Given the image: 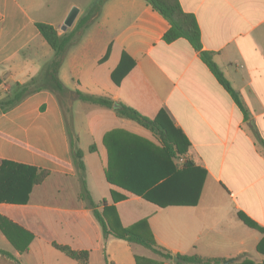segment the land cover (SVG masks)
I'll return each mask as SVG.
<instances>
[{
	"label": "crops",
	"instance_id": "1",
	"mask_svg": "<svg viewBox=\"0 0 264 264\" xmlns=\"http://www.w3.org/2000/svg\"><path fill=\"white\" fill-rule=\"evenodd\" d=\"M179 1L195 15L203 49L238 92L249 120L187 39L164 41L170 24L146 0H105L95 13L93 5L74 0H0V99L54 56L37 23L64 34L91 15L59 70L68 92L43 89L0 109V165L9 160L50 172L27 203L0 202V217L15 224L6 229L15 243L0 228V249L13 256L0 254V264H83L64 257L53 241L88 250L89 264H137V256L143 264H169L154 253L138 254L140 245L104 238L80 196L65 101L69 111L76 102L87 106V146L77 134L78 146L87 188L112 227L135 226L173 254L264 264V0ZM73 8L77 16L64 30ZM79 93L110 98L150 118L166 111L181 141L189 142L182 156L194 162L196 183L202 179L197 204L183 202L190 197V169L177 171L157 134Z\"/></svg>",
	"mask_w": 264,
	"mask_h": 264
},
{
	"label": "trees",
	"instance_id": "2",
	"mask_svg": "<svg viewBox=\"0 0 264 264\" xmlns=\"http://www.w3.org/2000/svg\"><path fill=\"white\" fill-rule=\"evenodd\" d=\"M105 0H98L93 4V12H97L101 9V6ZM154 10L159 12L170 24L169 29L164 34V41L167 43L174 42L179 38H185L189 41L191 46L198 52H200L201 59L208 66L211 72L214 74L218 82L223 88L232 96L238 107L241 109L244 119L249 120V111L244 106L238 92L232 87L229 80L226 78L224 72L219 65L214 61L213 54L210 51L203 49L201 40V31L197 19L194 14L188 13L183 10L179 0H146ZM91 15H85L81 17L74 29L71 32L59 34L58 30L49 23H37V27L45 39L54 51L53 58L45 64L40 74L31 78L30 81L24 84L17 83L11 93L5 98L0 99L1 111H7L17 104H19L28 95L43 89H49L64 95L68 92L67 87L59 78V70L62 65L64 56L68 51L69 47L72 46L81 36V32L87 26ZM116 72V71H115ZM115 72L112 77L117 84L120 83L121 79L116 77ZM2 79L0 77V83ZM81 100L92 104L100 105L103 107L114 109L117 116L122 118H128L136 121L143 127L151 130L157 134L168 154L176 159V169L178 172L190 169V197L183 202L188 205L197 204L201 189L202 179H197L192 172L194 162L192 160H186L184 163H180L179 159L189 149V142H182L175 131L172 120L168 116L167 112L161 110L155 118H150L141 114L136 109L127 105L121 104V107L114 108V101L107 97H98L93 95H87L79 93ZM67 132L70 140L71 155L75 167L78 170L79 177L81 180V198L87 202V205L93 209L96 220L101 225L104 238L114 236L131 244L140 245L147 250L151 251L161 260H172L174 264H204L213 262L214 264H221L223 259H204L197 255L189 256L182 254H173L166 248L157 244V242L151 238L145 237L139 233L135 226L131 227H119L115 229L105 218L104 213L97 209L98 204L92 199L91 194L87 188L85 179V163L83 160V151L78 146V137L72 134L68 130ZM264 146V141H261ZM94 147H91L93 150ZM48 170H40L34 166L19 164L9 160H3L0 165V202L25 204L30 199V194L35 185L43 182V180L49 175ZM150 202H158L154 196L146 195L144 197ZM162 207L166 205H160ZM241 219L248 225L258 227L251 219H249L244 213H239ZM7 224L14 225L11 221L6 218L0 217V228L7 234V236L15 243L14 238L9 236ZM32 235H28V239L24 248L27 249L29 242L32 240ZM53 247L61 252L65 253L69 258L79 261L83 264H89L88 250H75L68 245L59 244L55 241L52 242ZM0 254L13 257L9 252L0 249ZM177 257L179 260L176 262L174 258ZM107 264L109 263L106 259ZM137 264H143L140 257H136Z\"/></svg>",
	"mask_w": 264,
	"mask_h": 264
},
{
	"label": "rangeland",
	"instance_id": "3",
	"mask_svg": "<svg viewBox=\"0 0 264 264\" xmlns=\"http://www.w3.org/2000/svg\"><path fill=\"white\" fill-rule=\"evenodd\" d=\"M60 2H62V4H64L67 0H59ZM75 2H77L79 5L83 6L84 8H89L90 6H92L93 4H95L98 0H74ZM67 102V103H66ZM68 102L69 101H65V109H67V118L69 117V120L67 122V126H68V130L74 134H80L81 136H83V146H87V140H86V135H85V131H84V125L82 123V120L84 118V111L86 113V108L87 106H85L84 103L81 102H76L74 104V109L73 110H68ZM78 136V135H77ZM89 146V145H88ZM139 247L138 249L139 252H137L138 254L144 256V257H150L151 255L153 256L152 252H149L148 250L140 247V246H136ZM143 251V252H141ZM62 254V252H59ZM64 257H66L64 254H62ZM169 264H172V260H168L167 261Z\"/></svg>",
	"mask_w": 264,
	"mask_h": 264
},
{
	"label": "water",
	"instance_id": "4",
	"mask_svg": "<svg viewBox=\"0 0 264 264\" xmlns=\"http://www.w3.org/2000/svg\"><path fill=\"white\" fill-rule=\"evenodd\" d=\"M77 12H78L77 8H73L71 10V12L69 13V15L67 16V18L65 20V23H64L62 29L66 30L69 26H71L73 24V22H74V20H75V18L77 16ZM119 107H120L119 104H117V103L114 104V108H119ZM178 260L179 259L177 257L174 258V261L177 262ZM231 261H232V259L226 260L224 262V264H229Z\"/></svg>",
	"mask_w": 264,
	"mask_h": 264
},
{
	"label": "built area",
	"instance_id": "5",
	"mask_svg": "<svg viewBox=\"0 0 264 264\" xmlns=\"http://www.w3.org/2000/svg\"><path fill=\"white\" fill-rule=\"evenodd\" d=\"M179 162H180V163H184V162H185V158H184V157H181V158L179 159Z\"/></svg>",
	"mask_w": 264,
	"mask_h": 264
}]
</instances>
